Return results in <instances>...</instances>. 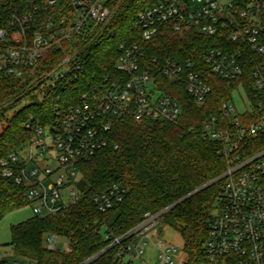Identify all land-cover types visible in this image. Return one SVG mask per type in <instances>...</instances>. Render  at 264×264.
I'll list each match as a JSON object with an SVG mask.
<instances>
[{
  "label": "built area",
  "instance_id": "built-area-1",
  "mask_svg": "<svg viewBox=\"0 0 264 264\" xmlns=\"http://www.w3.org/2000/svg\"><path fill=\"white\" fill-rule=\"evenodd\" d=\"M112 1L32 0L28 5L26 0H0V76L26 81L51 61L55 65L34 86L49 82L52 89L74 84L85 72L92 47L115 35L109 28L115 14ZM263 12L264 0H160L140 11L134 25L146 44L163 27L227 38L235 43L233 48L211 47L202 60L229 83L244 76L245 64L253 65L252 92L240 81L233 99L221 106L222 117L212 114L203 125V137L222 144L228 168L222 175L221 202L211 219L202 264H264V145L256 149L264 144ZM76 39L82 41L79 46ZM120 50L116 68L127 75L126 81L93 88L78 104L56 105L51 124L40 126L27 147L0 160L2 175L26 188L33 214L46 217L81 199L79 165L109 146V132L119 119L179 122L182 104L159 89L158 73L183 81L199 106L212 92L200 60L182 63L153 57L149 64L156 68L152 69L145 62L142 44L124 42ZM125 194V187L114 184L93 201L106 212ZM160 216L146 212L137 227L114 238L112 245L117 246L122 263L130 264L124 261L127 256L141 259L153 246L158 264H176L179 249L158 232ZM61 238L51 234L46 247L69 252V241Z\"/></svg>",
  "mask_w": 264,
  "mask_h": 264
},
{
  "label": "trees",
  "instance_id": "trees-1",
  "mask_svg": "<svg viewBox=\"0 0 264 264\" xmlns=\"http://www.w3.org/2000/svg\"><path fill=\"white\" fill-rule=\"evenodd\" d=\"M159 1L113 0L115 14L109 28L115 35L105 36L100 44L92 47L85 72L68 87L44 90L41 84L34 86L35 81L55 65L51 61L26 81L6 74L0 76V117H5L24 98L30 100L9 119L0 134V160L27 147L40 126L51 124L56 105L78 104L93 88L126 81L127 75L116 68L120 45L124 42L145 46L148 64L153 57L172 58L182 63L189 58L200 60L201 69L212 87L205 104L199 106L183 81L170 80L158 73L159 89L182 104L179 122L167 119L137 121L132 117L115 122L109 132V146L79 165L81 199L54 214L46 217L33 214L11 227L8 245L15 257L14 264H124L116 255L118 248L112 242L115 237H122L137 227L146 212L160 213L161 224L180 233L187 254L186 264H202L205 260V242L212 216L221 202L225 184L221 178L228 163L221 154L222 144L203 137V125L212 114L222 117L221 106L233 99L240 81L252 92L253 65L245 64L241 79L231 83L221 79L209 70L202 58L211 47L233 48L235 43L223 36H206L195 29L180 33L163 27L152 43H144L134 28L135 22L140 11ZM25 3L31 5L32 0ZM16 4L18 2L12 3ZM261 41L264 44V12ZM75 42L78 46L82 43L81 39ZM61 56L58 53L57 59ZM149 67L156 68L153 64ZM263 145L259 144L256 149ZM114 184L126 188L124 199L102 212L93 198ZM27 205L30 203L26 188L4 177L0 167V219ZM51 234L66 238L70 251L48 249L46 241ZM0 264L11 263L2 259Z\"/></svg>",
  "mask_w": 264,
  "mask_h": 264
},
{
  "label": "rangeland",
  "instance_id": "rangeland-1",
  "mask_svg": "<svg viewBox=\"0 0 264 264\" xmlns=\"http://www.w3.org/2000/svg\"><path fill=\"white\" fill-rule=\"evenodd\" d=\"M48 86L49 82H45L41 86V89L45 90ZM235 101L239 107L242 106L237 97H235ZM29 103V98H24L16 107L8 111L5 117H0V134L3 132V129L7 127L9 119H11L18 110ZM65 191H67V187L64 188V192ZM32 215V208L30 205H27L21 209L9 213L3 219H0V253L3 255L2 258L9 260L11 264H14L15 262L12 248L10 245H8L11 241V227L15 224L26 221ZM158 232L161 234L163 239L173 243L179 249V252L175 257L176 264H186L187 254L184 251V240L180 233L175 228L164 224H160ZM61 239V242L67 241L65 238ZM124 261H130V264H145L144 261L148 262L149 264H158L156 250L153 246H149L147 248L146 253L142 255L141 259H130V257L127 256Z\"/></svg>",
  "mask_w": 264,
  "mask_h": 264
},
{
  "label": "water",
  "instance_id": "water-1",
  "mask_svg": "<svg viewBox=\"0 0 264 264\" xmlns=\"http://www.w3.org/2000/svg\"><path fill=\"white\" fill-rule=\"evenodd\" d=\"M222 178H223V177H222ZM222 178H221V179H222ZM214 182H215V181L210 182L209 184L205 185L204 187H202V188L196 190L193 194L197 193V192L200 191L201 189H204V188L208 187L209 185H211V184L214 183ZM167 210H168V209H167Z\"/></svg>",
  "mask_w": 264,
  "mask_h": 264
},
{
  "label": "crops",
  "instance_id": "crops-1",
  "mask_svg": "<svg viewBox=\"0 0 264 264\" xmlns=\"http://www.w3.org/2000/svg\"><path fill=\"white\" fill-rule=\"evenodd\" d=\"M1 254V253H0ZM2 255V254H1ZM3 256V255H2ZM3 259V258H2Z\"/></svg>",
  "mask_w": 264,
  "mask_h": 264
}]
</instances>
